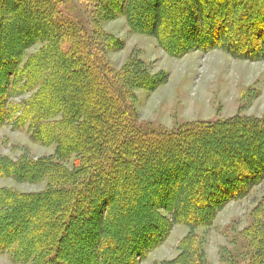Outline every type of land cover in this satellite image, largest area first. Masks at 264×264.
<instances>
[{"label":"trees","instance_id":"obj_1","mask_svg":"<svg viewBox=\"0 0 264 264\" xmlns=\"http://www.w3.org/2000/svg\"><path fill=\"white\" fill-rule=\"evenodd\" d=\"M60 1L0 0V128L26 126L34 142L55 145L54 157L0 156V177L47 184L0 187V254L21 264H138L181 224L178 254L158 264H208L196 229L264 183V115L170 129L142 122L134 89L150 91L166 75L134 57L114 72L80 23L59 13ZM82 1L101 20L124 16L170 55L218 48L264 58V0ZM252 214L247 264H264V195Z\"/></svg>","mask_w":264,"mask_h":264},{"label":"rangeland","instance_id":"obj_2","mask_svg":"<svg viewBox=\"0 0 264 264\" xmlns=\"http://www.w3.org/2000/svg\"><path fill=\"white\" fill-rule=\"evenodd\" d=\"M59 13L82 26L94 44L99 46L104 61L114 72L128 58L142 60L150 75L163 74L166 80L154 89H134L133 107L138 119L153 128L170 129L183 122L225 119L235 115H264V58L251 61L237 59L221 49H192L180 55L166 53L148 34L134 33L122 15L99 19L94 4L82 0H61ZM116 40L111 43V40ZM41 46L36 43L23 52L22 63ZM21 63V64H22ZM29 93L12 97L20 103ZM55 145H41L30 139L26 126L0 128V156L11 160L54 157ZM74 157L64 161L71 168ZM46 180L20 182L0 177V187L18 192H38ZM264 195V183L255 185L239 200L227 202L215 215L210 226L196 229L208 264H247L253 250L243 233L252 223L253 209ZM264 217V216H263ZM188 228L174 224L164 241L146 254L138 264H158L178 254V242ZM0 264H21L0 254Z\"/></svg>","mask_w":264,"mask_h":264}]
</instances>
